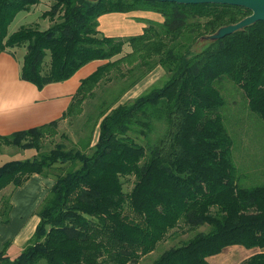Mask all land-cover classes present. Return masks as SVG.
I'll use <instances>...</instances> for the list:
<instances>
[{"label": "trees", "instance_id": "obj_1", "mask_svg": "<svg viewBox=\"0 0 264 264\" xmlns=\"http://www.w3.org/2000/svg\"><path fill=\"white\" fill-rule=\"evenodd\" d=\"M41 2L0 0V52L25 49L23 80L43 88L69 79L90 61L105 62L81 81L61 118L0 134V150L12 145L38 151L0 164L1 195L34 173L55 179L36 211L40 220L28 244L15 258L7 244L0 264H137L172 230L194 233L152 264H212L210 257L234 245L254 250L239 264H264V182L245 183L222 113L226 101L216 86L226 78L238 84L249 109L264 121V21L217 38L220 28L252 11L217 3L49 0L41 15L47 27L9 32L18 13ZM135 10L159 11L165 19L158 28L148 22L135 36L100 33L101 15ZM202 37L204 45L194 50ZM157 65L167 70L162 84L118 103ZM134 75L111 93L109 83ZM86 101L94 114L85 120V142L69 147L62 141L43 151L44 141L59 135L62 119L85 113ZM237 146L246 162L249 149L247 156L244 143ZM131 177L134 186L126 191ZM260 177L264 181V172ZM2 196L0 209L11 208L10 195Z\"/></svg>", "mask_w": 264, "mask_h": 264}, {"label": "crops", "instance_id": "obj_2", "mask_svg": "<svg viewBox=\"0 0 264 264\" xmlns=\"http://www.w3.org/2000/svg\"><path fill=\"white\" fill-rule=\"evenodd\" d=\"M44 1L42 0L41 3ZM40 6L42 4L31 10L39 9V16L41 17L48 5L43 3L45 9L39 8ZM31 10L27 12L30 13ZM42 19L45 22V27H47L49 25L48 19ZM150 20L163 22L164 16L155 10L111 12L99 17L98 29L101 34L106 36L130 37L142 33L147 21ZM104 62V60L90 61L69 79L49 83L43 88H39L21 78L22 58L20 54H13L9 51L0 52V134L9 135L61 118L71 103L73 95L77 92L81 81L94 73ZM163 75L159 65L153 68L135 85L126 90L122 95L125 98L123 101L126 102L129 99L136 98L154 85ZM95 132L92 145L98 140L99 129L97 128ZM260 145L262 146L261 143ZM248 153L250 154L248 158L250 161L255 156L261 157V165L258 168L256 167L252 173L253 177H260L264 172V149L257 150L254 155L252 152ZM2 154H10L4 151V146L0 150V157ZM251 162L253 165L255 161ZM54 183L55 179L52 175L34 173L22 185L17 187L10 185L13 187L11 192L13 208L7 222L0 216V251L8 244L7 253L15 258L24 249L40 220L36 209H38ZM8 187L4 189L3 193ZM253 252V249L234 245L213 256L214 259L210 262L212 264H235L236 258L240 256L239 261L241 262ZM221 254H228L231 260L226 262L225 259H220L219 256H223ZM239 263L237 262V264Z\"/></svg>", "mask_w": 264, "mask_h": 264}, {"label": "rangeland", "instance_id": "obj_3", "mask_svg": "<svg viewBox=\"0 0 264 264\" xmlns=\"http://www.w3.org/2000/svg\"><path fill=\"white\" fill-rule=\"evenodd\" d=\"M43 3L47 4L48 8H50L51 2H49V0H45ZM43 3H40L42 4V6H40L39 8L45 9L43 7ZM135 11H138V10H135ZM39 15H40L39 9L31 10L30 13H28L27 11L26 12L22 11L18 13L15 19L13 20V22L9 26V32L12 33L18 30L22 26H40L42 28H45V25H44L45 22ZM249 15L250 13H247L245 17ZM148 22H153L156 28L160 26V22H158L157 20L155 21L150 20V21H147L145 27L148 26L149 24ZM205 41L206 39L204 37L200 38L195 44L194 50H199L204 45ZM24 52H25V49H19L18 54H20L21 58H23ZM159 66L161 67V71L163 72L164 75L154 85H157L159 83L162 84L168 75L167 70L164 68V66L162 65H159ZM142 68L147 69V67L145 66ZM138 74H139V71L136 72V75ZM136 75H134V77L129 76L128 81L124 83L123 82L121 83V81H115L113 83H109L108 85L109 90L110 91L112 90L111 93L113 91L119 92L122 85L127 84L130 80L132 81ZM216 86L221 90L225 98V101H226L225 106L222 108V113L225 118L226 127L229 133L231 134L232 138L234 139V142H236L235 143L236 145L234 144V154H235L236 162L242 167L244 172L247 173V180L245 183L247 185L262 184L264 182L262 177H253V174H252L254 172V169L256 167L258 168V166L261 165V157L258 158L257 156H255V158L251 160V161H255L253 163L254 166L252 165V162L250 160H247L246 162H244L242 159V156H240L241 154L240 151L243 149L242 148L240 149L237 145L240 144V142L244 143L245 145L244 154L245 155L248 149H249V152H252L253 155L257 153V150L264 149V121L261 119V117L258 114L252 112L249 109V107L247 106L246 95L243 89L240 88L238 84L226 78L223 80L222 83L217 82ZM151 87H149L148 89H150ZM97 99L98 98L95 97L93 101L95 102L97 101ZM123 100H125V98L121 97L118 103H123L124 102ZM129 100H132V99H129ZM87 102L88 101L85 102V107H84L85 113L84 114L82 113L78 117H68L60 121V124L58 126L59 135H57L54 138H47L46 141H44L45 143H44L43 151L50 150L51 148L54 147L56 143L62 142V141L68 144L69 147H71L74 143L75 144L77 143L78 145H80V142L82 140H84L82 142H85L86 135L90 134L89 128L85 126L86 125L85 120L87 119V116L89 114H94V108L87 105ZM88 126L91 128L92 125L91 126L88 125ZM95 133L93 135H95ZM62 134H65L66 137H63ZM23 141L26 143L30 140L25 139ZM260 143L262 144V146L260 145ZM242 147H243V144H242ZM4 151L9 152L10 154H6V155L2 154V156L0 157V164H2L4 161L9 160V159L33 158L38 154V151L35 148L21 149L19 147L12 146V145H5ZM133 186H134L133 177H131L129 180H125L124 189L126 191H130ZM12 190H13V187L9 185L7 190L2 194L4 196L10 195L9 200L11 203V208H8L7 210H3L2 208L0 209L1 213H4V211L6 212V215H2V216L0 215L3 218V220H5V217H7V220H9L10 213L13 208L12 194H11ZM2 195L0 194V205L2 204V198H3ZM47 195L44 197V199L47 197ZM43 201L40 203L39 206H41ZM37 210L38 209H36V211ZM206 228L207 227H202L200 229L207 230ZM172 232H174L173 235L169 236L166 240L161 241L153 252L144 256L137 264H152L160 256V254H162L166 249L170 248L171 246L180 244L182 240L189 238L194 233L193 231L181 233L180 230H172L171 233ZM221 255L223 256H219L220 259H225L226 262H229L231 260V257L228 256V254H221ZM239 257L235 259L236 260L235 264H237V262L238 263L240 262ZM209 259L210 261H212L214 257L212 256ZM42 264H44V262Z\"/></svg>", "mask_w": 264, "mask_h": 264}, {"label": "water", "instance_id": "obj_4", "mask_svg": "<svg viewBox=\"0 0 264 264\" xmlns=\"http://www.w3.org/2000/svg\"><path fill=\"white\" fill-rule=\"evenodd\" d=\"M160 2H175L179 4H229L242 6L252 11V13L235 24H229L219 29L213 37L221 38L229 35L241 28L249 26L257 21H264V0H148Z\"/></svg>", "mask_w": 264, "mask_h": 264}]
</instances>
